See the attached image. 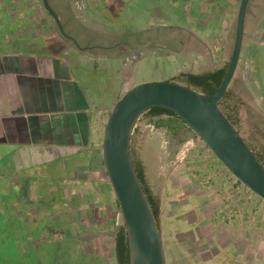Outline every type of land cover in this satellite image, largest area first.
Masks as SVG:
<instances>
[{"label": "rangeland", "instance_id": "1", "mask_svg": "<svg viewBox=\"0 0 264 264\" xmlns=\"http://www.w3.org/2000/svg\"><path fill=\"white\" fill-rule=\"evenodd\" d=\"M55 1L49 0L52 6ZM64 1L69 4L73 16L92 17L91 22L85 26H90L91 30L97 32L91 34L93 45L96 42L110 46L116 44V47L109 50L113 52L120 50L118 44L129 39L137 44L141 40L145 41V46L141 47L137 56H124L126 63L110 59L107 64H103L92 59L88 61V57L83 58L82 55L73 58L75 73L88 96L97 102L108 103L120 88L119 80L112 75L123 66V75L127 71V65L128 68L133 66V69L127 71L126 77L123 76V94L145 82L169 80L173 72L177 76L181 72L201 73L223 67L229 62L232 53L241 0H200L197 6L202 10L208 8L212 17L206 19L203 12L196 16V11H191L189 16L181 11L177 14V22L181 21L179 27H163L158 18L161 13L167 23L175 24L171 4L176 0H123L122 8L118 5L119 9L115 12L107 7V0ZM163 1L167 3L165 9L157 6L163 4ZM1 3L6 7L5 11L2 10L5 17L14 15L25 20L28 16H49L41 0H0ZM215 3L219 7L215 8ZM136 6H141L139 12H135ZM145 6L148 7L146 12ZM147 23H154V27L138 37L135 30ZM113 24L118 27V32L113 36L115 40L110 38L109 32ZM0 26H6L4 20H1ZM4 31L13 35L20 29L6 27ZM66 32L73 33L69 28H66ZM135 60L136 70L135 64L132 65ZM127 83L132 86H127ZM229 89L242 102L239 131L248 142H252V135L257 130L264 129V0H250L241 56ZM136 127L139 133L135 149L146 167L149 185L161 204L160 229L167 264H264V201L254 193L244 197L241 193L242 186L233 195L227 187L230 183L227 177L234 178V184H237V179L228 173L230 171L212 155V151L199 137L190 139L175 152L165 131L154 128L147 118L138 122ZM2 169L5 172L13 171L10 163ZM2 178L3 181L6 179L4 176ZM9 183L6 182L7 185ZM22 184L25 187L26 183ZM108 184L110 191L109 181ZM42 185L40 183L39 188ZM4 186L6 185L0 184V191ZM219 191L227 197L226 202L229 201L228 196L234 199L233 204L230 203L225 210ZM237 192L240 197H237ZM11 195L12 192H0V218H4L0 222L1 231L8 229L13 233L7 240L0 242L2 257L5 259L15 258L26 264H117L113 253L114 222L121 224L123 221L116 205V216L113 217L108 206L107 218L102 221L104 225L96 230L80 232L79 235H84L80 237L86 239L88 244L78 247V243L72 239H61L63 230L50 227L57 221V214H50V208L41 194L33 200H26L27 203L39 202L35 209L33 205L26 206L25 202L22 208L19 207L21 201L18 196L23 197L25 194L18 195L17 189L13 195L15 198ZM27 196L32 197L31 194ZM243 200H251L249 207L245 201L243 203L246 206L239 203ZM174 201L179 203H173ZM202 205L205 206L199 207ZM11 206L14 208L12 211ZM175 210L177 216L185 212L190 222L169 219ZM28 211L32 213L27 214ZM211 219L214 225L211 224ZM29 220L31 223H28ZM11 223L14 224L12 229L8 228ZM38 225L39 231L33 230ZM196 227L202 236L212 230L218 240L216 257L212 262H205L203 258L206 254L199 253L202 240L192 233ZM49 228L52 230H48ZM181 230L191 231L186 236L191 238L188 245L182 241ZM14 238L23 240L21 246H28L30 250L28 248L27 252L22 247L19 253L14 252V247L18 246V240ZM36 242L38 245H35ZM72 249H75L74 253Z\"/></svg>", "mask_w": 264, "mask_h": 264}, {"label": "crops", "instance_id": "2", "mask_svg": "<svg viewBox=\"0 0 264 264\" xmlns=\"http://www.w3.org/2000/svg\"><path fill=\"white\" fill-rule=\"evenodd\" d=\"M122 1L107 0V7L115 12L119 9L118 5L122 8ZM198 1L176 0L171 4L176 23H167L160 13L159 24L163 27H179L181 21L177 22V14L181 11L189 16L191 11H196V16L205 13L206 19L211 18L212 12L209 13L208 8L200 9ZM65 2L56 0L54 10L65 30L69 28L73 32L68 34L87 49H79L64 38L50 15L28 16L25 20L14 15L5 17L3 11L6 7L1 5L0 22L4 20L6 24L3 27H15L20 31L11 35L0 26V184L6 185L0 192L8 191L14 195L17 189L18 195L25 194L23 197L18 196L20 208L24 202L27 203L26 200H33L41 194L50 208V214H57V221L50 227L63 230L61 239H72L78 243V247H82L87 242L81 238L84 235H79L80 232L96 230L104 225L102 221L107 218L108 206L113 217L116 216L114 205L119 208L113 190L109 191L108 188L101 146L108 116L124 95L123 76L126 77L127 71L133 66L128 68L127 65L124 75V66L113 73L112 77L119 80L120 88L116 90L112 101L105 103L92 100L75 73L73 58L82 55L83 58L87 56L88 61L92 59L103 64H107L110 59L126 63L124 51H107L101 47L107 48L110 44L102 45L101 42L93 45L91 34L97 32L85 26L92 17L73 16L69 4H62ZM166 5L164 1L163 4H157L163 9ZM129 6L132 9V4ZM213 6L219 7L217 3ZM139 8L141 6H136L135 12H139ZM146 9L148 7L145 6V12ZM113 22L116 20L113 19ZM153 24L140 25L135 32L144 35L154 27ZM109 32L110 38H113L118 32L117 24H113ZM140 51L141 48L136 49L130 55L137 56ZM134 64L136 70V60ZM174 75L173 72L170 79ZM126 85L132 86L131 83ZM8 163L12 166V172L2 169ZM3 176L6 177L4 181ZM6 182L10 183L7 185ZM22 183H26L25 187ZM40 183L43 184L41 188ZM13 195L12 198H15ZM38 203L29 201L26 206L33 205L35 209ZM116 225L118 223L114 222ZM39 226L33 230L39 231ZM74 252L75 249H72Z\"/></svg>", "mask_w": 264, "mask_h": 264}, {"label": "water", "instance_id": "3", "mask_svg": "<svg viewBox=\"0 0 264 264\" xmlns=\"http://www.w3.org/2000/svg\"><path fill=\"white\" fill-rule=\"evenodd\" d=\"M41 1L61 35L79 49H87L66 32L49 0ZM249 3L250 0L240 1L228 68L215 93L205 95L170 80L145 82L129 89L108 116L102 157L127 233L129 264H167L161 230L137 176L131 153L133 131L149 108H166L179 116L230 173L264 201V165L219 107L238 68Z\"/></svg>", "mask_w": 264, "mask_h": 264}, {"label": "trees", "instance_id": "4", "mask_svg": "<svg viewBox=\"0 0 264 264\" xmlns=\"http://www.w3.org/2000/svg\"><path fill=\"white\" fill-rule=\"evenodd\" d=\"M1 3L0 5H2ZM63 5H66L65 3H62ZM55 8L54 6H52ZM1 8V7H0ZM1 10V9H0ZM138 37L141 36L140 34L137 35ZM120 45V46H119ZM117 45L113 46H107V48H103L105 50H110L116 47ZM120 49L124 51L123 55H129L130 52L141 48L142 46H145V41L141 40V42L134 43L131 39H129L127 42H123L121 44H118ZM126 48V49H125ZM227 62L223 67L217 68L212 71H206L201 73H191V72H181L177 76L170 79V81L182 83L188 87H191L205 95L213 94L217 91L219 86L221 85L228 68ZM242 102L241 99L230 89L227 90L223 98L219 102L220 109L224 112L226 117L229 119V121L237 128L239 131V125L241 124L240 119V106ZM143 118H147L148 122L152 124V126L156 129H160L165 131L168 138H170L172 145L174 147L175 152L187 141H189L192 138L198 137L197 134L174 112L162 108V107H152L149 108L140 118L138 122H140ZM240 132V131H239ZM139 133V130L137 127H135L133 134H132V144H131V153H132V159L133 164L137 173V176L141 182V185L143 187L144 193L146 195V198L152 208L153 214L159 224L160 227V213H161V204L159 198L154 194L153 190L151 189L149 185V181L146 174V167L144 165L143 160L139 157L136 149H135V140L136 136ZM241 134V133H240ZM243 137V136H242ZM246 144L248 147L252 150V152L255 154V156L259 159V161L264 165V129L257 130V132L252 135V142H248L244 137ZM207 147V146H206ZM208 148V147H207ZM209 149V148H208ZM214 157H216L213 152H211ZM231 174L230 172H228ZM234 177V176H233ZM198 178V177H197ZM234 179V178H233ZM237 184H234L232 194L234 195L235 190H239L240 186L242 188L246 189L250 194L253 192L249 190L246 186L241 184L238 180H236ZM231 190V187H228ZM227 189V188H226ZM227 191V190H226ZM243 191V190H242ZM229 192V191H227ZM243 194V192H241ZM229 195H231L229 193ZM237 197L240 195L237 192ZM232 197V196H231ZM246 202L247 205L251 204V200H243L240 201L241 205L245 204L243 202ZM263 202V200H262ZM13 206H11V211L13 210ZM119 209V208H118ZM226 208H224L225 210ZM2 217V214L0 215ZM22 219L21 217H19ZM4 220V218H0V222ZM13 223H11L8 228L12 229ZM19 228V227H18ZM161 230V229H160ZM13 235L12 230H2L0 227V242L2 240H7L9 236ZM14 240H18L17 247H14V252L19 253L21 251V248H26L28 252V246H21L23 244V240L20 238H14ZM113 253L115 255V260L117 264H129V247H128V240H127V233L124 227L123 222L121 224L116 225L114 230V241H113ZM20 249V250H19ZM30 250V248H29ZM27 259V257H26ZM11 262H16L17 264H26L23 260L18 259H5L2 257V249L0 248V264H10ZM23 262V263H22Z\"/></svg>", "mask_w": 264, "mask_h": 264}, {"label": "flooded vegetation", "instance_id": "5", "mask_svg": "<svg viewBox=\"0 0 264 264\" xmlns=\"http://www.w3.org/2000/svg\"><path fill=\"white\" fill-rule=\"evenodd\" d=\"M228 178V180H230V183L227 185V187H231V191L233 190V187H234V180L231 178V177H227ZM221 191H219V195H220V198H221V200H223V207L224 208H227L228 207V205L231 203V204H233V201H234V199H232V197H230V196H228V198H229V201L228 202H226V199H227V197L226 196H224L222 193H220ZM248 191H246V189H244L243 188V196L245 197V195H248V193H247ZM192 193H194V192H192ZM191 194V193H190ZM185 200H186V198H185ZM183 201H184V199H183ZM173 203H179V202H176V201H174ZM182 203V202H181ZM201 204V203H200ZM207 203L205 202V205H206ZM205 205H202V206H199V207H203V206H205ZM207 206V205H206ZM176 216H177V212H176V210L174 211V212H172V216H171V218H169V219H177L178 221H185L186 223H189L190 221H189V219H188V216H186V214H185V212L184 213H182V215L181 216H177V218H176ZM199 219V218H198ZM212 220V219H211ZM211 224H213V220L211 221ZM197 225V224H196ZM214 225V224H213ZM196 230L194 231V232H192L193 233V235L194 236H196L198 239H200V240H202V244L201 245H199V247H200V254L202 255V254H206L205 256H204V258H203V260L205 261V262H212L213 261V259L216 257V246H218L217 244H219L218 243V240H217V238L214 236V234H213V231L212 230H209L207 233H206V235L204 236H202L200 233H199V231L197 230V227L195 228ZM189 232H191L190 230H187V231H180V234H182L183 235V242L185 243V244H187L188 245V243H189V241L191 240V238H188V237H186L187 236V234L189 233ZM196 241H199V240H196ZM208 253H210L209 255H207Z\"/></svg>", "mask_w": 264, "mask_h": 264}]
</instances>
